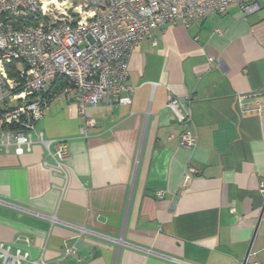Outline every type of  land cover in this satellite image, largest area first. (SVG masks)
Segmentation results:
<instances>
[{"label": "crops", "instance_id": "obj_1", "mask_svg": "<svg viewBox=\"0 0 264 264\" xmlns=\"http://www.w3.org/2000/svg\"><path fill=\"white\" fill-rule=\"evenodd\" d=\"M253 1L256 13L233 4L140 42L135 105L101 103L87 136L62 95L37 126L48 149L0 147V247L28 252L22 264H264V0Z\"/></svg>", "mask_w": 264, "mask_h": 264}, {"label": "built area", "instance_id": "obj_2", "mask_svg": "<svg viewBox=\"0 0 264 264\" xmlns=\"http://www.w3.org/2000/svg\"><path fill=\"white\" fill-rule=\"evenodd\" d=\"M233 4L245 15L259 10L253 0H82L78 5L70 0H0V147L6 152L14 147L19 156L36 143L48 149L51 142L37 126L62 95L76 102L87 136L95 125L91 112L101 103L135 105L138 89L129 84V63L140 42L166 25L181 22L188 28L224 15ZM168 107L188 128L191 117L179 111V100L172 98ZM196 143L195 135L182 133V146L192 149ZM55 157L63 170L66 141H58ZM189 173L197 171L190 167ZM259 190L264 192V182ZM25 243L30 246L29 239ZM74 252L66 249L63 256ZM0 258L3 264H22L29 253L11 254L1 246Z\"/></svg>", "mask_w": 264, "mask_h": 264}, {"label": "rangeland", "instance_id": "obj_3", "mask_svg": "<svg viewBox=\"0 0 264 264\" xmlns=\"http://www.w3.org/2000/svg\"><path fill=\"white\" fill-rule=\"evenodd\" d=\"M74 5H78L82 0H70Z\"/></svg>", "mask_w": 264, "mask_h": 264}, {"label": "bare ground", "instance_id": "obj_4", "mask_svg": "<svg viewBox=\"0 0 264 264\" xmlns=\"http://www.w3.org/2000/svg\"><path fill=\"white\" fill-rule=\"evenodd\" d=\"M54 3V2H53ZM47 5V4H46Z\"/></svg>", "mask_w": 264, "mask_h": 264}]
</instances>
